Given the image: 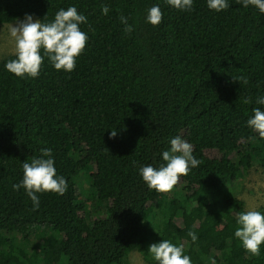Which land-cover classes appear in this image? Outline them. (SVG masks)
<instances>
[{
    "label": "trees",
    "instance_id": "1",
    "mask_svg": "<svg viewBox=\"0 0 264 264\" xmlns=\"http://www.w3.org/2000/svg\"><path fill=\"white\" fill-rule=\"evenodd\" d=\"M228 3L216 12L207 0L188 10L167 0H0V24L26 14L49 23L74 6L88 36L72 72L45 57L38 77L21 78L5 67L14 53L0 59V264H129L137 249L159 264L148 250L163 239L182 245L192 264H264V243L253 256L235 236L247 210L228 187L246 168L240 156L264 168V138L247 125L254 108L264 111L256 103L264 97V13ZM153 6L163 13L158 26L147 21ZM241 76L248 83L233 79ZM176 136L201 163L180 178V195L149 189L139 169L166 164L162 153ZM42 148L68 187L36 193L34 208L12 186ZM89 168L103 209L90 222L78 194ZM180 213L186 221L172 228Z\"/></svg>",
    "mask_w": 264,
    "mask_h": 264
},
{
    "label": "clouds",
    "instance_id": "2",
    "mask_svg": "<svg viewBox=\"0 0 264 264\" xmlns=\"http://www.w3.org/2000/svg\"><path fill=\"white\" fill-rule=\"evenodd\" d=\"M167 3L179 10H188L193 6V0H167ZM237 3L244 7L254 6L264 13V0H237ZM207 6L219 12L227 9L229 3L228 0H207ZM102 12L107 14L109 8L104 6ZM162 19L163 13L159 6L148 10L147 21L153 26H158ZM120 21L125 25L124 32L130 34L134 30L128 24L126 16L121 15ZM82 23H87V17L78 13L74 6L67 10L61 8L49 23H41L39 19L34 20L30 14H26L24 20L12 24L8 29L15 42L16 59L9 60L5 64L6 69L21 78H36L40 74L44 58L47 57L56 70L74 71L76 59L82 54L88 41L87 34L80 29ZM233 79L248 83L243 76ZM244 103H250V100L245 99ZM256 103L264 105V97L258 98ZM253 112L254 115L247 121V125L264 138V111L257 107ZM116 135L117 131L112 130L109 138ZM170 144V151L162 153L166 164L159 168L147 165L139 169L148 188L160 193L170 192L182 176H187L191 168L198 167L201 163L193 156L192 145L180 136L172 138ZM40 151L41 156L33 158L30 163H23V179L12 186L15 190L23 187L34 208L39 207L36 193L53 192L64 195L68 187L65 178L57 175L52 150L42 148ZM237 223L240 227L236 229L235 236L247 252L258 256L260 245L264 243V214L256 210L242 212L238 215ZM189 236L193 241L197 239L194 232H189ZM148 251L159 264H192L191 258L183 255L182 245L177 246L166 239L151 244Z\"/></svg>",
    "mask_w": 264,
    "mask_h": 264
},
{
    "label": "rangeland",
    "instance_id": "3",
    "mask_svg": "<svg viewBox=\"0 0 264 264\" xmlns=\"http://www.w3.org/2000/svg\"><path fill=\"white\" fill-rule=\"evenodd\" d=\"M34 20H37L35 16H32ZM25 17L16 19L11 23L0 24V59L8 54H13L15 52V42L9 34V27L18 21L24 20ZM210 156H217L219 153L215 150H207L206 152ZM239 159V157H237ZM240 162L246 167L245 170L240 172L237 179L233 181V184L228 186L229 189L238 197L244 201V206L247 211L256 210L259 207L264 206V168L254 163L252 157L245 154V156H240ZM84 171V173L78 176V194L81 199L84 200L86 204V219L88 222L100 218L103 215V209L99 200L94 196L90 188L89 180V170ZM180 183L170 191L176 192L180 195ZM161 195L156 196V202L158 204V198ZM186 221V214L180 213L176 219L170 220V225L172 228L181 227ZM38 231H35L31 236L34 240L38 236ZM141 248V245L139 246ZM137 249L129 254V264H147L143 255Z\"/></svg>",
    "mask_w": 264,
    "mask_h": 264
}]
</instances>
